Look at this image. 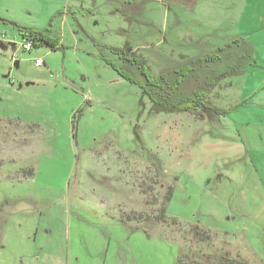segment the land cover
<instances>
[{
  "label": "rangeland",
  "instance_id": "1",
  "mask_svg": "<svg viewBox=\"0 0 264 264\" xmlns=\"http://www.w3.org/2000/svg\"><path fill=\"white\" fill-rule=\"evenodd\" d=\"M125 1L0 0V264H264V55L219 79L210 99L231 113L205 118L155 110L140 67L126 62L140 84L112 67L136 41L149 78L174 82L192 61L213 80L195 60L205 36L246 35L262 53L264 0H200L186 16L132 0V26ZM177 16L199 54L170 45ZM29 31L61 47L26 52Z\"/></svg>",
  "mask_w": 264,
  "mask_h": 264
},
{
  "label": "trees",
  "instance_id": "2",
  "mask_svg": "<svg viewBox=\"0 0 264 264\" xmlns=\"http://www.w3.org/2000/svg\"><path fill=\"white\" fill-rule=\"evenodd\" d=\"M18 28V27H17ZM19 30H22L21 28ZM48 32L45 34L34 33L33 31H29L30 37L24 36L25 40L33 41L34 47L36 45H45L49 48L59 49L61 46L57 43L54 37H51ZM25 35L24 33H22ZM36 48V47H35ZM34 49V48H33ZM32 49V51H33ZM31 51V52H32ZM121 58L123 64H112V67L125 79L128 81H132L133 83L138 84L139 82L134 80L132 75L127 73V69L129 67L126 65V62H129L132 66L140 67V75L145 81V85L142 86L143 94L148 97L154 106V109L157 111H175V112H185V113H193L196 117H204L205 113H213L214 115H229L231 113L228 111H224L213 106V102L210 99V95L213 94V88L216 83L218 86L219 79L230 76H237L242 73H245L250 65L251 67H257L255 62V50L254 47L245 39L238 38L232 41L230 44H226L222 47H219L217 50L213 51L209 54H204L202 59H195L199 61V65L203 68H209L217 75L213 80L209 75V70L204 69V72L200 74L197 67L192 65V61L190 65L185 68L186 71H182V69L178 70L177 76L173 82V80L169 81L166 77L160 78H149L148 75L144 72V63L145 60L142 61L138 56L130 57L133 50L129 45H126L124 49H120ZM29 52V53H31ZM140 58L143 59L142 55ZM38 60V59H37ZM194 60V59H193ZM130 65V66H131ZM179 73V74H178ZM198 73V74H197ZM203 77L206 82L203 84H199L198 81L196 83L197 88L192 89L188 92H184L182 95V91L180 86L183 84L184 80H187V84L190 85L194 80H198ZM209 79V80H208ZM140 84V83H139ZM172 189H169L168 198L166 199V205L164 206L162 212L156 218L157 222L166 224L167 223V210L169 202L171 201ZM198 229L200 226L197 225ZM192 232V231H191ZM199 233V231L197 230ZM178 264H186L182 260L181 255L178 257Z\"/></svg>",
  "mask_w": 264,
  "mask_h": 264
},
{
  "label": "crops",
  "instance_id": "3",
  "mask_svg": "<svg viewBox=\"0 0 264 264\" xmlns=\"http://www.w3.org/2000/svg\"><path fill=\"white\" fill-rule=\"evenodd\" d=\"M166 1L169 2L168 12H171V10H172L170 6H172V7L175 6L176 8H178V10L180 12H184L185 16H186V13L187 14L193 13L194 10H195L194 12H196L197 5L200 2V0H178L180 3L173 5V2H176V0H166ZM80 4H82V3H78V1H77L76 3H73V5H72V9L75 10L76 13H77V10L81 6ZM134 4H135V1H134ZM121 5L123 8L118 10V12H120L124 17V20L130 26H132V23L134 21H136L135 18L137 16L138 8L133 5L132 0H127L124 3H121ZM60 10L61 9H58L56 11L54 10V14H60V12H61ZM54 18H56V17L51 18V22L53 21ZM261 19H262V22H264V18H261ZM183 20H181V18L177 16V17H174L173 22L170 24V27H169V29H170L169 35H170V40H171L170 45L177 44V45L182 46V47H184V46L186 47L187 45H190V46L194 45V48L190 47L191 52H194L195 54H199L197 52V50L202 49L203 46L201 48L199 46L198 47L195 46L197 44V42H199V41L194 40L193 37L189 35V33L191 32V30H189L190 24L185 22V20H186L185 17ZM196 21H198L199 23H196ZM5 23H8V22H5ZM192 23L201 26V21L198 20V18L196 20H194ZM221 31H220V28H217V29H215V33H210V34H207L205 36L206 41L203 40L204 41L203 44H204V46H207V53L206 54L213 52V46H216V45L224 46L226 44H230L236 38L237 39L243 38V39H245V41L249 42L254 47V50H255L254 54L255 55H257L258 53H260V55L261 54L264 55V51L262 53L258 52V49H257L258 47H256L255 44L251 43L250 39L246 35L231 34V33H229V31H227L225 33V35L223 34V36H221ZM214 39H220V40H217L216 41L217 44H216L215 41H213ZM221 41H223V43H221ZM166 42L167 41L165 40V43ZM183 43H185V45ZM137 44H139V43L136 41L128 42V45L131 46L130 48L133 50V53H136L135 47H133V46H135ZM214 44H216V45H214ZM144 45H147V44H142V46H144ZM200 45H202V44H200ZM170 54H173V52H170ZM188 54H189L188 51H184V52L179 53V55H188ZM202 57L203 56H201V59H202Z\"/></svg>",
  "mask_w": 264,
  "mask_h": 264
},
{
  "label": "built area",
  "instance_id": "4",
  "mask_svg": "<svg viewBox=\"0 0 264 264\" xmlns=\"http://www.w3.org/2000/svg\"><path fill=\"white\" fill-rule=\"evenodd\" d=\"M33 48H34V43H33V41L26 40V42L23 44V49H24L26 52H31ZM36 64H37V65H41L42 62L38 59V60L36 61Z\"/></svg>",
  "mask_w": 264,
  "mask_h": 264
},
{
  "label": "water",
  "instance_id": "5",
  "mask_svg": "<svg viewBox=\"0 0 264 264\" xmlns=\"http://www.w3.org/2000/svg\"><path fill=\"white\" fill-rule=\"evenodd\" d=\"M11 24V23H10ZM12 25V24H11ZM14 25V24H13Z\"/></svg>",
  "mask_w": 264,
  "mask_h": 264
}]
</instances>
